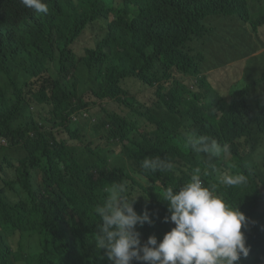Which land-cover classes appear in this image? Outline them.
<instances>
[{"label":"trees","instance_id":"obj_1","mask_svg":"<svg viewBox=\"0 0 264 264\" xmlns=\"http://www.w3.org/2000/svg\"><path fill=\"white\" fill-rule=\"evenodd\" d=\"M49 2V12L34 17L20 0H0V264H110L92 244L104 189L125 182L138 195L135 210L154 221L137 226L142 238L170 223L165 188L188 182L197 168L206 186L248 218L241 230L250 254L239 264H258L264 0ZM97 18H109L107 32L78 57L71 45ZM247 55L243 77L227 92L210 84L206 72ZM47 62L56 76L25 92ZM129 77L153 88V99L130 95ZM28 94L40 111H27ZM191 133L228 150L218 158L195 153L184 144ZM156 156L173 171L145 172L143 160ZM235 174L248 183H221Z\"/></svg>","mask_w":264,"mask_h":264},{"label":"clouds","instance_id":"obj_2","mask_svg":"<svg viewBox=\"0 0 264 264\" xmlns=\"http://www.w3.org/2000/svg\"><path fill=\"white\" fill-rule=\"evenodd\" d=\"M20 2L30 9L29 14L34 17L45 15L50 10L49 0ZM108 19L97 18L83 28L82 32L96 20L104 22L103 35L95 40L93 46L85 47L84 51L94 47L106 34ZM250 56L235 59L245 58L241 77ZM47 66L46 71L31 79L32 84L25 92L29 89L34 92L43 79L56 76L54 63L47 62ZM51 66L54 67L53 73H50ZM28 96L30 107L37 106L32 96ZM184 144L195 153L215 158L228 150L227 145H220L214 138L195 133L185 134ZM141 167L145 172L156 173L173 171L174 165L169 159L156 156L145 158ZM200 173L201 169L197 168L188 182L179 187L165 188L161 199L167 202L169 215L163 219L170 223L163 226L159 233H150L142 238L137 226L153 225L151 215L147 210L142 213L135 210L134 203L138 195L131 196L125 182L110 184L104 189L106 196L103 203L95 209L100 224H97L98 231L93 232L97 234L92 240L93 247L110 264H239L250 254L245 233L241 230L242 226L247 227L248 218L238 206L230 205L216 194L214 186H206ZM221 183L229 187L246 185L248 176L225 175ZM258 264H264V259L259 260Z\"/></svg>","mask_w":264,"mask_h":264},{"label":"rangeland","instance_id":"obj_3","mask_svg":"<svg viewBox=\"0 0 264 264\" xmlns=\"http://www.w3.org/2000/svg\"><path fill=\"white\" fill-rule=\"evenodd\" d=\"M104 33V22L102 20H96L93 24L89 25L84 29L82 34L75 40V42L71 45L73 46V50L77 55H82L84 53V48L88 46H93L95 40L103 35ZM259 38L264 42V25L259 28L258 31ZM254 49V48H253ZM262 50L256 49L254 55L259 56L262 54ZM262 59L260 62H264V55L262 54ZM259 65H262L261 63ZM245 65V58L239 59L234 62H230L221 69L214 72H206L207 79L210 84L219 90L220 92H227L232 84L238 81L243 72V67ZM54 72V67L51 66L50 73ZM176 76H180L176 74ZM128 83L126 85V89L130 95L134 96L141 102L151 101L154 97L153 88L147 87L140 82H136L134 77L127 78ZM262 100L264 102V86L261 89ZM107 103V102H106ZM41 108L39 106H32L28 108V112H38ZM13 154V153H12ZM16 154V153H14Z\"/></svg>","mask_w":264,"mask_h":264},{"label":"bare ground","instance_id":"obj_4","mask_svg":"<svg viewBox=\"0 0 264 264\" xmlns=\"http://www.w3.org/2000/svg\"><path fill=\"white\" fill-rule=\"evenodd\" d=\"M250 121V120H249Z\"/></svg>","mask_w":264,"mask_h":264}]
</instances>
